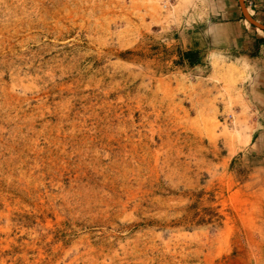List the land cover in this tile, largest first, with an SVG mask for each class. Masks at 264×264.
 Here are the masks:
<instances>
[{"label": "rangeland", "instance_id": "rangeland-1", "mask_svg": "<svg viewBox=\"0 0 264 264\" xmlns=\"http://www.w3.org/2000/svg\"><path fill=\"white\" fill-rule=\"evenodd\" d=\"M195 1L0 0V264H264V115Z\"/></svg>", "mask_w": 264, "mask_h": 264}, {"label": "crops", "instance_id": "crops-1", "mask_svg": "<svg viewBox=\"0 0 264 264\" xmlns=\"http://www.w3.org/2000/svg\"><path fill=\"white\" fill-rule=\"evenodd\" d=\"M189 18L206 24L209 33L228 31L224 38L239 53L235 59L250 66L255 111L264 115V0H196ZM256 128L260 130L256 144L264 147V121Z\"/></svg>", "mask_w": 264, "mask_h": 264}, {"label": "bare ground", "instance_id": "bare-ground-1", "mask_svg": "<svg viewBox=\"0 0 264 264\" xmlns=\"http://www.w3.org/2000/svg\"><path fill=\"white\" fill-rule=\"evenodd\" d=\"M190 1H191V0H190ZM160 5H161V4H160ZM242 62H243V61H242ZM226 67H227V66H226ZM227 72H228V71H227ZM229 72H231V71H229ZM230 79H231V78H230ZM226 82H227V81H226ZM231 82H232V81H231ZM247 117H248V116H247ZM237 125H238V123H237ZM237 125H236V126H237ZM241 125H243V124H241Z\"/></svg>", "mask_w": 264, "mask_h": 264}]
</instances>
